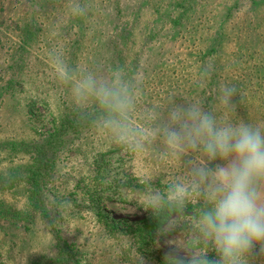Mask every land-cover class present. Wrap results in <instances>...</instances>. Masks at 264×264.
<instances>
[{
	"label": "trees",
	"instance_id": "16d2710c",
	"mask_svg": "<svg viewBox=\"0 0 264 264\" xmlns=\"http://www.w3.org/2000/svg\"><path fill=\"white\" fill-rule=\"evenodd\" d=\"M29 3L15 11L20 43L0 78L3 83L0 99L5 96L0 109L15 108L23 97L29 122L27 134L31 136L18 139V135L0 129L3 159L12 161L18 154L30 155L27 166L0 169V264L9 262L16 236L41 237L43 233L49 236L50 243L37 252L30 264H82L78 250L63 237L57 218H68L74 210L92 213L94 223L110 236L118 235L122 224L104 212L105 202L111 199L107 191L113 190L104 186L103 178L111 172L106 164L98 160L95 168L86 170L85 176L79 174L67 181L66 186L54 180L58 155L69 137L90 128H104L110 116L122 121L125 116L131 118L135 114L144 127L156 132L151 118L146 117L153 115L158 102L165 103L168 109L176 101L202 102L206 111L222 121L242 119L264 125V0H29ZM76 3L86 7L84 15L72 14ZM38 18L52 22L53 29L68 39L60 59L70 79H62L61 72L35 70L32 66L26 48L39 42L43 29L37 24ZM87 74L126 88L132 107L117 114L94 95L75 99L72 88ZM221 83L238 89L232 100L235 111L218 103ZM45 120L50 128L41 132L37 123ZM135 180L131 174L123 185L132 187ZM154 184L163 193L161 208L126 230L132 247L144 257L154 253V245L168 235L165 225L175 215L192 212L200 218L201 209L206 206L173 198L160 181ZM13 193L22 195L18 198L20 207L6 200ZM156 262L178 264L160 256Z\"/></svg>",
	"mask_w": 264,
	"mask_h": 264
},
{
	"label": "rangeland",
	"instance_id": "374dc122",
	"mask_svg": "<svg viewBox=\"0 0 264 264\" xmlns=\"http://www.w3.org/2000/svg\"><path fill=\"white\" fill-rule=\"evenodd\" d=\"M29 4V0H0V78L11 64V56L17 54L14 53V48L20 43L17 37L18 31H16L17 13L15 11ZM37 24L43 29L39 34V42L31 48H26L30 54L32 66L35 70L43 68L48 72H61L60 56L64 53L68 39L64 34L53 29L50 21L43 22V19L38 18ZM1 84L3 83L0 80ZM3 98L5 96L1 97L0 102ZM18 102V106L15 105V108L10 110L0 109V119L3 123L0 129H4L7 134L18 135V139L23 137L30 139L31 136L27 134L29 122L25 117L26 110L23 106L25 100L22 97L18 99ZM173 103L184 104L178 101ZM186 103L189 102L186 101ZM139 104L140 101L136 103L137 107ZM199 104L203 107L202 102ZM154 106L153 115L146 118H151L149 121L153 123V130L156 131L159 123L157 117L166 113L168 108L163 102H158ZM134 116L137 117L138 114ZM135 117L125 116L122 120L130 134L123 142L119 141L115 132L107 126L102 129L90 128L78 135L70 136L59 153L54 167L56 171L54 180L66 186L67 181L76 179L79 174L86 175V170L95 168L98 160L99 163L109 166L111 172L104 176L103 182L104 186H111L113 190L107 191V196L111 199L105 202L104 212L110 218L121 222V229H119L121 232L116 236H110L94 223L92 213L74 210L68 218H57L63 237L78 250L82 264H101V262L104 264H157V256L176 261L178 257L192 256L203 257L208 261L219 259L211 241L204 239L201 234L200 218L195 217L192 212H185L183 216L177 214L166 223L165 229L169 233L158 240L154 245L155 252L149 257L138 255L132 247L126 230L162 206L163 193L154 182L160 181L163 189L172 194L173 198H177L176 186L187 184L191 177L188 162H204V158L196 152L175 154L157 132L144 127ZM37 126L41 132L48 131L50 128L47 120L37 123ZM7 154L10 157L9 153ZM29 156V154H18L11 161L3 159L0 155V169L7 171L13 165L19 164L27 166ZM215 163L222 162L217 160ZM131 174L136 177L134 185L132 187L123 185ZM89 181L92 180L89 179ZM21 196L20 193L14 196L10 194L6 200L20 207L22 203L18 198ZM180 199L205 203L202 196L190 189ZM153 202L156 204L154 208L151 206ZM14 240L10 251L11 257L6 264H30L37 252L46 249L50 243L49 236L44 233L41 237L37 235V237L21 236L19 238L16 236ZM7 249L8 246L5 251ZM169 252H174L175 255L165 257V254ZM247 261L248 264H264V255L259 254L257 247L253 254H249Z\"/></svg>",
	"mask_w": 264,
	"mask_h": 264
},
{
	"label": "clouds",
	"instance_id": "9594fccd",
	"mask_svg": "<svg viewBox=\"0 0 264 264\" xmlns=\"http://www.w3.org/2000/svg\"><path fill=\"white\" fill-rule=\"evenodd\" d=\"M73 15H84L86 7L76 3ZM61 67V78L69 75ZM208 72L206 71V75ZM74 98L94 95L102 105L117 114L132 107L129 91L85 75L72 88ZM238 93L235 85L221 83L218 103L235 111L232 102ZM157 134L177 155L199 153L204 162L189 161L191 177L187 184H178L175 195L181 198L189 189L202 196L205 207L200 213V230L211 241L219 259L178 257V264H248L247 257L259 248L264 255V125L252 122L222 121L204 110L197 102L173 103L159 115ZM119 141L129 137L126 125L115 116L105 120ZM222 163H215V161ZM214 165V166H213ZM156 206L155 202L151 205ZM174 252L165 257L174 256Z\"/></svg>",
	"mask_w": 264,
	"mask_h": 264
}]
</instances>
